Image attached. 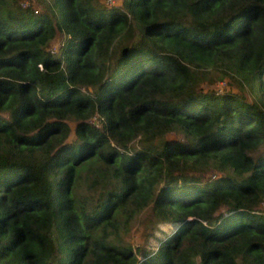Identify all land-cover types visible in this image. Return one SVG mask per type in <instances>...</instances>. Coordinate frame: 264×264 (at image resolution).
Here are the masks:
<instances>
[{"label": "trees", "instance_id": "obj_1", "mask_svg": "<svg viewBox=\"0 0 264 264\" xmlns=\"http://www.w3.org/2000/svg\"><path fill=\"white\" fill-rule=\"evenodd\" d=\"M36 3L0 0V264H264V0Z\"/></svg>", "mask_w": 264, "mask_h": 264}, {"label": "rangeland", "instance_id": "obj_2", "mask_svg": "<svg viewBox=\"0 0 264 264\" xmlns=\"http://www.w3.org/2000/svg\"><path fill=\"white\" fill-rule=\"evenodd\" d=\"M24 3H27L28 0H23ZM111 2L113 3H117L119 4L122 0H110ZM33 2L35 4L36 3V0H33ZM105 2L107 3V1L105 0ZM109 3V2H108ZM38 9L40 8L39 5L37 6ZM62 42V37H59L57 38L56 40H54V42L52 43L51 45V50L52 52H57L58 51V47L60 45V43ZM230 85H232L233 89L235 90H239L237 89V87H235L232 82L230 81V79L227 77L225 78L224 80H219L217 81L216 83H214L213 85H209L207 84L205 87H214L215 89H223L224 87H228ZM245 92L244 94L246 95V99L248 100H251L253 98V94L249 91V89L246 87L245 89ZM241 91V90H240ZM90 121L95 123L96 126H100L101 125V121H100V118L97 114L93 115L91 118H90ZM208 174H212V176L219 174V172H217L216 170H213V171H210ZM208 177V175H206ZM262 206L264 207V203H262ZM147 216H148V212H144L141 217H138V219L135 221V223L133 224L132 228H131V231L129 232V234H127V236L125 237V241H129V242H133V243H137L138 239H139V236L141 234V231L143 229V227L145 226L146 224V219H147ZM169 224L168 225H165V230L166 231H169L170 228H169ZM164 232V231H163ZM156 234L160 237L162 236V232H159L157 231ZM158 240V237L155 238V240L153 239L152 242L154 241L157 242Z\"/></svg>", "mask_w": 264, "mask_h": 264}, {"label": "built area", "instance_id": "obj_3", "mask_svg": "<svg viewBox=\"0 0 264 264\" xmlns=\"http://www.w3.org/2000/svg\"><path fill=\"white\" fill-rule=\"evenodd\" d=\"M107 2H111L110 0H107Z\"/></svg>", "mask_w": 264, "mask_h": 264}, {"label": "clouds", "instance_id": "obj_4", "mask_svg": "<svg viewBox=\"0 0 264 264\" xmlns=\"http://www.w3.org/2000/svg\"><path fill=\"white\" fill-rule=\"evenodd\" d=\"M107 1V0H106Z\"/></svg>", "mask_w": 264, "mask_h": 264}]
</instances>
